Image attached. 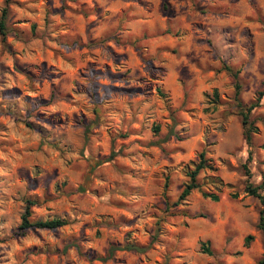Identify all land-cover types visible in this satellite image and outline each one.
<instances>
[{
	"label": "rangeland",
	"instance_id": "obj_1",
	"mask_svg": "<svg viewBox=\"0 0 264 264\" xmlns=\"http://www.w3.org/2000/svg\"><path fill=\"white\" fill-rule=\"evenodd\" d=\"M4 7L0 264H257L261 205L243 190V165L258 183L264 96L249 145L234 94L237 81L247 105L263 87L264 0H0V15ZM202 149L233 187L219 201L194 190L174 205L182 167ZM29 198L32 219L68 223L20 235ZM129 242L148 248L107 257Z\"/></svg>",
	"mask_w": 264,
	"mask_h": 264
},
{
	"label": "trees",
	"instance_id": "obj_2",
	"mask_svg": "<svg viewBox=\"0 0 264 264\" xmlns=\"http://www.w3.org/2000/svg\"><path fill=\"white\" fill-rule=\"evenodd\" d=\"M8 17V8L4 7L0 15V33L5 36L6 34V22ZM235 78H237V72L234 73ZM240 85L236 81L235 84V94L234 98L236 105L239 108V115L241 116V124L243 128V133L247 140V143L251 145V138L254 133L258 131V128L254 125L253 120L250 119L251 111L257 107L260 103L261 98L264 96V83L263 87L256 92V97L254 101H251L247 105H244L240 98ZM214 102L218 100L217 90L213 91ZM252 151H249L247 161L251 159ZM245 169V174L247 176L243 190L246 194L256 197L261 205L259 210V216L257 221V228L264 234V171L261 172V179L258 183H253L249 180L250 170L247 163L243 165ZM183 175L186 180L184 181L180 194L177 200L173 203L174 205L179 204L182 200L186 199L187 196L194 190H198L204 198H208L212 201H219L220 194L223 192L224 188L233 187L232 184L227 183L218 173V166L216 165L214 159L208 156V150L202 149L197 154V158L191 160L183 165L182 167ZM169 174L164 175V192L168 186ZM78 190H82L81 187ZM230 196L236 198L238 192L234 191L230 193ZM169 205L168 202H166ZM36 204L35 199L25 200V209L21 215V222L19 224L20 235H24L26 230L31 227L41 228V229H55L64 226L68 223L66 218L53 217L46 219H32V207ZM254 236L252 234H247L243 238V246L248 247ZM148 248L147 246H141L134 242L126 243L125 245H111L108 249L107 257H110L115 250L125 249L134 250L136 252H144ZM202 249L208 254H212V251L207 247V243L202 244ZM104 257V258H107ZM257 264H264V248L262 256L257 261Z\"/></svg>",
	"mask_w": 264,
	"mask_h": 264
}]
</instances>
